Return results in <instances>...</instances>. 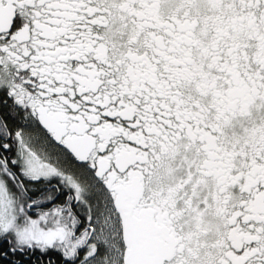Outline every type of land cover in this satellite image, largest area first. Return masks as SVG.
I'll return each mask as SVG.
<instances>
[{
    "label": "snow or ice",
    "instance_id": "6c2138e0",
    "mask_svg": "<svg viewBox=\"0 0 264 264\" xmlns=\"http://www.w3.org/2000/svg\"><path fill=\"white\" fill-rule=\"evenodd\" d=\"M0 264H264V0H0Z\"/></svg>",
    "mask_w": 264,
    "mask_h": 264
}]
</instances>
